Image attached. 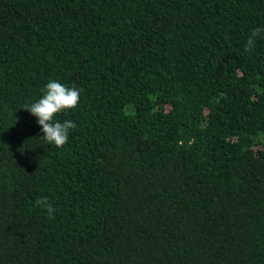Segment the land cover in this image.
<instances>
[{
    "label": "trees",
    "instance_id": "obj_1",
    "mask_svg": "<svg viewBox=\"0 0 264 264\" xmlns=\"http://www.w3.org/2000/svg\"><path fill=\"white\" fill-rule=\"evenodd\" d=\"M257 28L264 0H0V264H264ZM49 81L63 148L24 109Z\"/></svg>",
    "mask_w": 264,
    "mask_h": 264
},
{
    "label": "clouds",
    "instance_id": "obj_2",
    "mask_svg": "<svg viewBox=\"0 0 264 264\" xmlns=\"http://www.w3.org/2000/svg\"><path fill=\"white\" fill-rule=\"evenodd\" d=\"M264 33V29H253L249 34L245 51H249L255 46L257 37ZM80 90L75 87H68L56 81H49L43 91V96L37 102L25 106L32 116L36 118L40 126L43 138L48 144H53L57 148H63L69 139L70 130L77 127L76 123L70 119L60 122L57 117L66 115L79 107ZM36 204L46 209L48 215L54 218L56 209L48 201L47 197L37 198Z\"/></svg>",
    "mask_w": 264,
    "mask_h": 264
}]
</instances>
